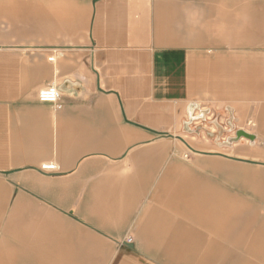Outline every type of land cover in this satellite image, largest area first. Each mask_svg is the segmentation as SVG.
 Here are the masks:
<instances>
[{
    "label": "crops",
    "instance_id": "0c3cea01",
    "mask_svg": "<svg viewBox=\"0 0 264 264\" xmlns=\"http://www.w3.org/2000/svg\"><path fill=\"white\" fill-rule=\"evenodd\" d=\"M231 4L264 14V0H0V264H101L88 197L90 230L133 246L113 264H264V62L206 49L236 28ZM47 84L53 105L37 100ZM190 101L223 110L222 133L197 118L186 139ZM237 130L254 138L228 141Z\"/></svg>",
    "mask_w": 264,
    "mask_h": 264
},
{
    "label": "rangeland",
    "instance_id": "374dc122",
    "mask_svg": "<svg viewBox=\"0 0 264 264\" xmlns=\"http://www.w3.org/2000/svg\"><path fill=\"white\" fill-rule=\"evenodd\" d=\"M247 5H248V11H247L248 13L246 12V14L243 12V9H242V12L238 11V8H239L238 5L231 4L229 6H224L225 9L231 10L230 17L225 16V15L223 16L225 20L224 25L226 26V24L227 25L230 24V25L236 26V28L234 29L230 28L232 35L228 38H224L225 40L223 43L216 44V45L208 44L206 46L207 47L206 49H211V53L215 55L216 60L221 59V61H224L225 63L230 61L231 64H237V61L239 59L244 60V57L246 56V64H256V60L259 61V64H263L264 62V43H261V42L262 40H264V37H262L261 35L264 33V14L261 15L260 11H256V6L254 4H247ZM229 18H230V21H229ZM257 27H258V30H257ZM239 31L241 32L245 31L246 36L239 37V36L233 35ZM213 39L218 40L220 38L216 37ZM236 40H241V43L236 44ZM252 42L254 43L251 44ZM218 55L220 56L219 58L216 57ZM191 66L192 64H184V71H185V75L187 76V79H189L190 77ZM187 97L190 98V95L188 94ZM190 105H191V112L188 113V108ZM185 108H186L185 115H186L187 121L185 123V132L183 133L184 134L183 136L188 140H191L189 136L194 135V130H198V127L196 128V125L193 124L195 119L200 118L201 122L202 121L208 122V120H211L213 124H217V123L220 124L218 121L219 117L221 118L222 115H225L223 110L219 111L218 109H214L213 111L212 109H210V107H207V106L203 108L202 105L197 102L191 103L190 101L189 104ZM194 111L197 112L196 116L192 115L193 114L192 112ZM237 122H238L237 119L234 117L232 112L229 110V117L225 121V123L227 124L230 131H233L235 129V124ZM191 124H192V127H191ZM218 124L215 125L216 134H218L219 131L220 133H222V128L220 127L222 125L220 124V126H218ZM197 126H199V128L200 127L202 128L201 124H197ZM248 129H251V126H248ZM234 136H235V133H234ZM40 164H39V167H40ZM232 188L240 192H243V193H248L249 195L253 197V199H255L254 193L246 187L233 186ZM87 200H88L87 212L85 213V215L92 217L93 219L90 221L88 220L85 221L84 222L85 225L81 223L80 224L81 230H85L87 235H90V236L94 235L97 238H99L100 241L104 242L102 243V245L100 244L101 247L99 248L98 254H97L98 258H100L99 260H101L100 263L101 264H113L114 259L118 255H120L121 253L127 252V250L131 249L133 246L131 247L128 244H112L111 242L105 239L101 240L100 239L101 237H99L96 233H94V231L90 230L88 225L95 226L93 222L95 221L94 217H96V212H95L93 199L91 197H88ZM257 200L261 203L262 206H264V199L262 200L257 199ZM11 239H13L11 240L12 244L16 242L14 238H11ZM5 241H10V240H8V237H7ZM12 264H17V263H15V261H12Z\"/></svg>",
    "mask_w": 264,
    "mask_h": 264
},
{
    "label": "built area",
    "instance_id": "2783aa9c",
    "mask_svg": "<svg viewBox=\"0 0 264 264\" xmlns=\"http://www.w3.org/2000/svg\"><path fill=\"white\" fill-rule=\"evenodd\" d=\"M59 98V91L55 84H47L37 91V100L42 103L54 104ZM39 169L46 172H54L57 170V165L54 162H43ZM130 237L127 241H130Z\"/></svg>",
    "mask_w": 264,
    "mask_h": 264
},
{
    "label": "water",
    "instance_id": "95a60500",
    "mask_svg": "<svg viewBox=\"0 0 264 264\" xmlns=\"http://www.w3.org/2000/svg\"><path fill=\"white\" fill-rule=\"evenodd\" d=\"M192 105V104H191ZM191 105L189 106V108H188V113H190L191 112ZM240 136H245L246 138H248L249 140H252L253 138H254V134H251V133H248V132H245V131H243V130H237L236 132H235V136L234 137H230L229 139H228V141H233V140H235V139H238Z\"/></svg>",
    "mask_w": 264,
    "mask_h": 264
}]
</instances>
